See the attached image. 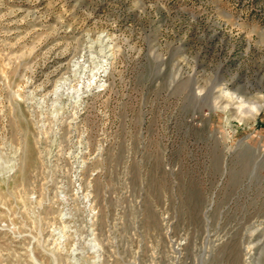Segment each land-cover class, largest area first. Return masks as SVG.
Segmentation results:
<instances>
[{"label": "rangeland", "instance_id": "1", "mask_svg": "<svg viewBox=\"0 0 264 264\" xmlns=\"http://www.w3.org/2000/svg\"><path fill=\"white\" fill-rule=\"evenodd\" d=\"M0 264H264V0H0Z\"/></svg>", "mask_w": 264, "mask_h": 264}]
</instances>
